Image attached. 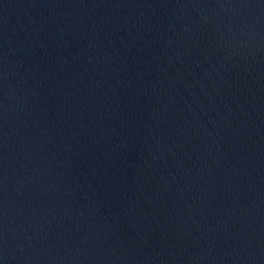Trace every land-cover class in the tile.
<instances>
[{
	"label": "water",
	"instance_id": "obj_1",
	"mask_svg": "<svg viewBox=\"0 0 264 264\" xmlns=\"http://www.w3.org/2000/svg\"><path fill=\"white\" fill-rule=\"evenodd\" d=\"M0 264H264V0H0Z\"/></svg>",
	"mask_w": 264,
	"mask_h": 264
}]
</instances>
